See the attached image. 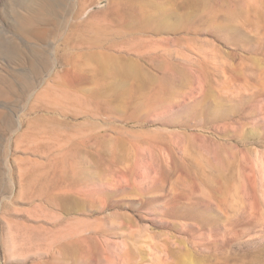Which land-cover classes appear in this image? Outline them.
I'll use <instances>...</instances> for the list:
<instances>
[{"label": "rangeland", "instance_id": "374dc122", "mask_svg": "<svg viewBox=\"0 0 264 264\" xmlns=\"http://www.w3.org/2000/svg\"><path fill=\"white\" fill-rule=\"evenodd\" d=\"M130 1L0 0V264H264V0Z\"/></svg>", "mask_w": 264, "mask_h": 264}, {"label": "bare ground", "instance_id": "6f19581e", "mask_svg": "<svg viewBox=\"0 0 264 264\" xmlns=\"http://www.w3.org/2000/svg\"><path fill=\"white\" fill-rule=\"evenodd\" d=\"M129 2H134V1H130V0H111V7H113V6H115V7H113V8H110L109 9V11L107 10V12H105V13H107L110 17H112V22H118V21H120V20H125V18H126V16H127V14L126 13H121L120 11H124V6H126ZM149 4H150V6L151 5H153V2L151 1V0H149ZM119 8H121V9H119ZM127 8V7H126ZM113 10V11H112ZM68 13L70 14V13H72L71 11H68ZM106 15V14H105ZM76 16H77V13H76ZM153 17H156V16H153V15H150L149 16V18L148 19H150V21H151V19L153 18ZM160 19V18H159ZM158 18H156V20H159ZM107 21V20H106ZM116 22V23H117ZM79 24V23H78ZM83 24V23H82ZM72 26H74V25H72ZM77 26H79V25H76V27ZM83 26H85V29L87 30V32H89L90 33V35H87V34H84V35H79V34H77V37L75 36L76 34H74V35H72V36H70L69 35V39L71 40L72 38L74 39V38H77L78 39V42H76L78 45H87V46H89V48L90 49H92V48H95V47H97L98 45H96L97 43H95L94 41V38H96V35H97V28H95V27H92L91 25H88V23L86 24V25H83ZM101 26V25H100ZM106 26V25H105ZM75 27V26H74ZM81 28H82V26H81ZM76 29V28H75ZM77 29H80V28H77ZM85 30V31H86ZM77 32H78V30H76ZM103 31V30H102ZM103 33V32H102ZM72 37V38H71ZM85 38H87L88 39V41L89 42H87V43H84V40H85ZM68 39V40H69ZM76 45V44H75ZM77 46V45H76ZM79 53V52H78ZM80 54V53H79ZM76 56V58H79L78 57V54L76 53V54H74V55H72V56H70V57H75ZM70 57L68 58V59H66L65 61V65L66 66H71V69L73 68V69H75V70H78V69H80L81 68V64L79 65V64H77L75 61H70ZM88 58L90 59V60H93V61H95L96 63H97V65H98V67H97V69H96V71H97V73L96 74H102L104 77L106 76V75H112L113 77H116V78H122V77H125L126 75H127V73H128V69H129V65H127L126 63L124 64V65H122V66H120L119 64V62H117L118 61V59L116 58V57H114V56H112L111 54H109V53H107V52H103V51H96V52H90V53H88ZM129 64L131 65V63L129 62ZM66 66H64V67H66ZM70 69V68H69ZM75 70H74V73H75ZM66 71H67V69H66ZM79 71V70H78ZM78 71H76V72H78ZM67 73H68V71H67ZM69 73H71V70H70V72ZM136 73V72H135ZM77 74V73H76ZM66 75V74H65ZM69 75V74H68ZM128 76V75H127ZM133 76H134V74H133ZM136 76H138V77H140L139 75H137L136 74ZM69 77V76H68ZM78 79V78H77ZM82 79H83V77H81V79H79V80H77V81H82ZM74 80V79H73ZM84 80V79H83ZM138 84L139 85H142V82H141V77L140 78H138ZM71 82V81H70Z\"/></svg>", "mask_w": 264, "mask_h": 264}]
</instances>
